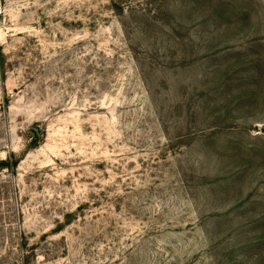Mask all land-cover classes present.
Masks as SVG:
<instances>
[{"label": "rangeland", "instance_id": "obj_1", "mask_svg": "<svg viewBox=\"0 0 264 264\" xmlns=\"http://www.w3.org/2000/svg\"><path fill=\"white\" fill-rule=\"evenodd\" d=\"M0 264H264V0H0Z\"/></svg>", "mask_w": 264, "mask_h": 264}, {"label": "trees", "instance_id": "obj_2", "mask_svg": "<svg viewBox=\"0 0 264 264\" xmlns=\"http://www.w3.org/2000/svg\"><path fill=\"white\" fill-rule=\"evenodd\" d=\"M17 165H18V162L17 161H15V162H10V161H4V162H2V166H4V167H6V168H16L17 167Z\"/></svg>", "mask_w": 264, "mask_h": 264}]
</instances>
